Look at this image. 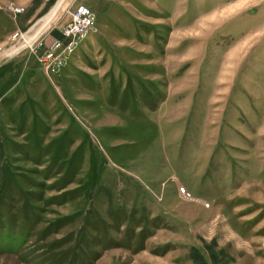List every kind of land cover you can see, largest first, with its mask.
<instances>
[{
	"label": "rangeland",
	"instance_id": "374dc122",
	"mask_svg": "<svg viewBox=\"0 0 264 264\" xmlns=\"http://www.w3.org/2000/svg\"><path fill=\"white\" fill-rule=\"evenodd\" d=\"M57 1L0 0V264H264V0H65L8 57Z\"/></svg>",
	"mask_w": 264,
	"mask_h": 264
},
{
	"label": "built area",
	"instance_id": "2783aa9c",
	"mask_svg": "<svg viewBox=\"0 0 264 264\" xmlns=\"http://www.w3.org/2000/svg\"><path fill=\"white\" fill-rule=\"evenodd\" d=\"M64 1L65 0H61V4ZM12 9L15 12H20L21 10L19 6H12ZM65 13H67V18L61 24V31L64 33V35L70 38H74L85 31L93 22L92 10L90 6L84 2L73 1L71 5L65 8ZM23 44L26 45L25 43ZM16 48H18V46H16ZM16 48L11 49L8 52V57L12 56L13 52L18 50L20 47L18 49Z\"/></svg>",
	"mask_w": 264,
	"mask_h": 264
},
{
	"label": "bare ground",
	"instance_id": "6f19581e",
	"mask_svg": "<svg viewBox=\"0 0 264 264\" xmlns=\"http://www.w3.org/2000/svg\"><path fill=\"white\" fill-rule=\"evenodd\" d=\"M64 2H65V1H64ZM64 2H63V3H64ZM56 3H57V5H56V7H55V10H54L52 13L50 12V13H51V14L49 13L50 15L48 14V15H49V18H48V19H45V21H46V20H47V21H46L45 24L43 25V28L40 27V29H39V31H37V33H36V30H35L34 33H33L31 36H29V38H28V40L30 39V40H29V43H28L27 40L24 38V39H25V44H30V43H31L30 41H33V40H34V39L40 34V32H42V30L44 29V27H46V26L48 25L49 22H52V20H53L54 17L56 16V14H58L57 12H58V10H60V6H62V5H61V0H58ZM54 14H55V16H54ZM40 25H41V24H40ZM35 33H36V34H35ZM23 45H24V44L18 46V48L21 47V46H23ZM15 48H16V47H14L13 49H15ZM18 48H16V49H18ZM10 50H11V49H10ZM10 50H8V51H10ZM8 51H7V52H8Z\"/></svg>",
	"mask_w": 264,
	"mask_h": 264
},
{
	"label": "crops",
	"instance_id": "0c3cea01",
	"mask_svg": "<svg viewBox=\"0 0 264 264\" xmlns=\"http://www.w3.org/2000/svg\"><path fill=\"white\" fill-rule=\"evenodd\" d=\"M50 11H51V10H50ZM50 11H49V12H50ZM47 14H48V13H47Z\"/></svg>",
	"mask_w": 264,
	"mask_h": 264
},
{
	"label": "trees",
	"instance_id": "16d2710c",
	"mask_svg": "<svg viewBox=\"0 0 264 264\" xmlns=\"http://www.w3.org/2000/svg\"><path fill=\"white\" fill-rule=\"evenodd\" d=\"M3 163H1V165H2Z\"/></svg>",
	"mask_w": 264,
	"mask_h": 264
}]
</instances>
